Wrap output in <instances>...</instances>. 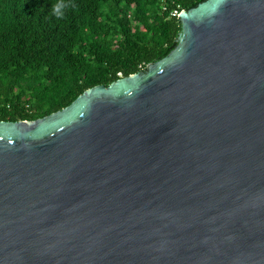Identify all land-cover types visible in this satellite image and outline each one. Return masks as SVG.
Here are the masks:
<instances>
[{"label": "water", "instance_id": "obj_1", "mask_svg": "<svg viewBox=\"0 0 264 264\" xmlns=\"http://www.w3.org/2000/svg\"><path fill=\"white\" fill-rule=\"evenodd\" d=\"M178 17L144 70L0 120V264H264V0Z\"/></svg>", "mask_w": 264, "mask_h": 264}, {"label": "trees", "instance_id": "obj_2", "mask_svg": "<svg viewBox=\"0 0 264 264\" xmlns=\"http://www.w3.org/2000/svg\"><path fill=\"white\" fill-rule=\"evenodd\" d=\"M204 0H0V120H33L85 89L144 70L181 33L178 14ZM68 2V0H66Z\"/></svg>", "mask_w": 264, "mask_h": 264}, {"label": "clouds", "instance_id": "obj_3", "mask_svg": "<svg viewBox=\"0 0 264 264\" xmlns=\"http://www.w3.org/2000/svg\"><path fill=\"white\" fill-rule=\"evenodd\" d=\"M74 7V4L71 3V0H58L56 4L53 5L52 11L57 19H62L65 14V10Z\"/></svg>", "mask_w": 264, "mask_h": 264}]
</instances>
